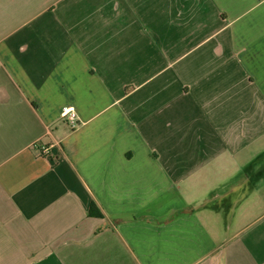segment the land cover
I'll list each match as a JSON object with an SVG mask.
<instances>
[{
  "label": "crops",
  "instance_id": "1",
  "mask_svg": "<svg viewBox=\"0 0 264 264\" xmlns=\"http://www.w3.org/2000/svg\"><path fill=\"white\" fill-rule=\"evenodd\" d=\"M0 264H264V0H0Z\"/></svg>",
  "mask_w": 264,
  "mask_h": 264
},
{
  "label": "built area",
  "instance_id": "2",
  "mask_svg": "<svg viewBox=\"0 0 264 264\" xmlns=\"http://www.w3.org/2000/svg\"><path fill=\"white\" fill-rule=\"evenodd\" d=\"M61 117L62 119L70 123L73 127H76L78 124V120H79L78 113L73 106L67 105L63 107ZM41 153L44 156L50 155L49 147L46 146L41 147Z\"/></svg>",
  "mask_w": 264,
  "mask_h": 264
},
{
  "label": "trees",
  "instance_id": "3",
  "mask_svg": "<svg viewBox=\"0 0 264 264\" xmlns=\"http://www.w3.org/2000/svg\"><path fill=\"white\" fill-rule=\"evenodd\" d=\"M92 206L94 207L95 205L93 204Z\"/></svg>",
  "mask_w": 264,
  "mask_h": 264
}]
</instances>
